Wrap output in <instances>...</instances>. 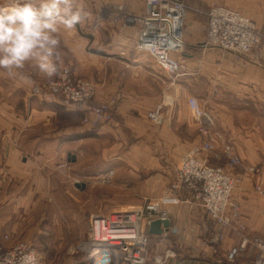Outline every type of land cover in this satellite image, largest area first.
<instances>
[{
  "label": "crops",
  "instance_id": "crops-1",
  "mask_svg": "<svg viewBox=\"0 0 264 264\" xmlns=\"http://www.w3.org/2000/svg\"><path fill=\"white\" fill-rule=\"evenodd\" d=\"M191 1L187 0L189 9L184 19L186 61L180 73L171 76L148 52L138 48L136 26L115 24L102 13L105 0H78L89 12L84 22L87 36L81 41L72 40L73 29L62 32L61 66L66 63L75 75L94 82L98 102L114 99L112 119L97 129L83 122L82 108L33 96L29 78L44 77L31 64L12 74L0 69L1 234H10L18 228V221L11 216L18 214L20 208L31 210L39 203L34 200L41 198L42 177L50 181L62 174L61 159L65 157L72 170L68 177L74 179L75 185L77 179L87 184L82 193L92 190L89 185L96 181L90 180L91 176L114 168L115 176L108 185L111 189H106V198H116L123 191L139 201L162 197L183 157H207L202 150L204 135L198 131V122L188 107V96L198 97L197 86L202 83L208 88L211 108L217 113V128L225 138L234 140L247 164L257 165V172L243 177L237 189L246 220L242 221L250 232L264 234V195L254 188L259 184L264 188V127L258 122L256 126L243 125L237 129L239 125L227 107L232 96L254 109L263 105L264 65L206 47L208 17L201 9L216 3L236 7L264 29V0ZM129 3L134 11H142V1L129 0ZM155 109H159L157 120L149 117V112ZM93 145H98L100 154L89 158ZM70 157L75 160L69 161ZM85 167L86 173L79 175L77 169ZM169 208L171 225L180 229L177 239L181 245H191V241L196 249L202 247L206 214L190 202ZM236 239L235 231L228 230L219 245L223 256ZM15 241L13 236L4 246L12 247ZM210 261L192 259L180 264H221Z\"/></svg>",
  "mask_w": 264,
  "mask_h": 264
},
{
  "label": "built area",
  "instance_id": "built-area-1",
  "mask_svg": "<svg viewBox=\"0 0 264 264\" xmlns=\"http://www.w3.org/2000/svg\"><path fill=\"white\" fill-rule=\"evenodd\" d=\"M140 1L143 7L138 13L129 10L125 0L114 4L108 9L111 10V19L122 26H136L138 48L148 52L166 73L178 75L184 63L181 55L185 47L186 0ZM206 14L205 45L232 51L236 57L253 54L256 61L263 60L264 34L254 20L223 4L211 5ZM254 50H258L256 54L252 53ZM54 79L53 85L47 79L30 77L31 94L64 106L82 108L85 111L83 122L93 129L112 119L114 99L95 102L97 86L94 82L75 75L69 66L61 67ZM188 107L198 121L199 131L206 137L202 150L214 158L224 159L226 166H210L195 156L185 157L176 166L168 190L162 197L144 204L120 206L108 213L93 214L89 219L87 241L81 248L83 258L70 264H157L158 257L162 264H166L175 256L172 247L178 245L177 235L180 234L179 227L171 225L169 206L183 202L194 204L206 214L207 242L218 246L225 240L228 230L235 231L238 239L224 254L226 264H264V239L247 233L241 205L232 199L235 185L243 180L241 175L246 177L255 168L244 165L234 147L220 140L221 135L214 129L213 116L198 97L189 96ZM158 116L159 109L149 112L153 120ZM239 168L244 170L242 174L235 172ZM114 174V169H109L99 179L109 182ZM257 189L261 190L259 186ZM156 219H169L170 226H162L159 234L151 233L149 227ZM8 239L9 234H0V260L5 264L8 258H16L22 251L35 250L25 241L7 248L4 241ZM246 256L247 260L244 259ZM38 257L39 264H46Z\"/></svg>",
  "mask_w": 264,
  "mask_h": 264
},
{
  "label": "rangeland",
  "instance_id": "rangeland-1",
  "mask_svg": "<svg viewBox=\"0 0 264 264\" xmlns=\"http://www.w3.org/2000/svg\"><path fill=\"white\" fill-rule=\"evenodd\" d=\"M237 1H241V0H237ZM119 2H121V0H105L104 6L102 8V13L106 17L111 18V10L108 11V9L110 7L112 9L113 5ZM191 2H193V0ZM125 3L128 6L129 10L133 11L134 13H138L134 11L133 9L134 7L131 6V4L129 3V0L127 2L125 0ZM186 5H187V9H189L188 8L189 4L187 0H186ZM192 5L194 6V4H191V6ZM105 8H107V10ZM209 8L207 7V9ZM231 8H235L239 10L236 7H231ZM201 9L203 10V13L207 16L206 14L207 9H204V8H201ZM239 11L252 19V17L249 14L241 11V9ZM255 24L258 26L256 22ZM85 26L86 24L84 23L83 25H77L73 29L74 31H72L70 34L71 39L81 41L84 37H86L87 34H86ZM184 26L185 25H183V33H184ZM258 28H260L261 32L264 34V29L259 26ZM68 31L69 30H67V32ZM206 34H207V29H206ZM184 42H185V38H184ZM205 42H206V39H205ZM205 42H204V45H205ZM205 46L212 47L208 45H205ZM224 51H228V50H224ZM257 51L258 50H254L252 53L256 54ZM185 52L186 50L184 47V51L181 55L182 59L184 60V63L186 61L184 57ZM228 52H231L236 57L234 52L232 51H228ZM236 58L237 59L244 58L259 66L264 65V57H263V60L256 61L253 54L240 55V56H237ZM63 66L70 67V65L66 63H64V65H62L61 67ZM44 79L46 78L39 79V80H44ZM207 90L208 88L205 86L204 83H202L200 86H197V91L199 93L198 95L199 100L201 101L204 108L213 116L214 121H215L214 129L218 134L221 135L220 140L231 144L236 150V152L240 155V153L237 151V146L234 140L232 141V140H228L227 138H225L222 131L219 128H217L218 116H217V113L211 108V105H210L211 97L209 96ZM230 99L231 100L229 99L227 100V103H228L227 107L230 109L229 115L233 114L234 122L236 123L237 126L239 125L237 129L243 128L244 126L245 127L256 126L258 125V122L260 126L264 127V103H262L263 104L262 106L259 105L258 108L254 109L253 107L246 106L244 102L241 101L238 97L232 96L230 97ZM94 101L97 102L96 97ZM198 131H199V124H198ZM204 138L206 140L205 136ZM222 145H220L219 148H221ZM102 147H104L103 144H102ZM90 150L91 151H90L89 158L93 156H98V154H100L98 145H96V147L94 145L90 146ZM184 158L185 157H183L182 159ZM62 160H64V162L61 164L63 166L61 167L63 170L62 174L59 173L54 178L52 177L50 181H48L47 178L42 177L43 192H42L41 198L38 200H34L36 202L39 201V203H36V206L34 208L32 207L31 210H29V208L27 207L25 210H23V208H20V211L18 212V214L11 216V218H13L14 221L15 220L18 221V224H17L18 228L14 230L13 232H10V234L8 232L4 233V234H9L10 238H12L13 236L15 237L16 241L14 242V245L21 241L29 242L35 248V250L37 251V254L42 258V260L46 264H70L76 259L83 258L84 253L82 252L83 250H81V248L83 247L84 243L87 241L88 231H89V219L93 214L108 213L112 210H116L120 208V206L144 204L145 202L149 201V200L139 201V200H135V198L132 199L130 198V196H128L129 194L125 191L120 192L118 196L116 195L117 196L116 198L112 196L110 198H106L105 197L106 194L108 195L107 193L108 191H106V189H111L108 185H111V182L114 177L109 182H103L102 180L99 179L101 175H98V174H95V175L92 174L93 176L90 177V180L96 181L95 184L93 183L92 185V183H90L89 185V188H92V190L90 191L85 190V192L82 193L81 192L82 188L74 184L73 178L71 179L68 177V174L72 172V170H70L71 167L69 168V166H71L69 165L70 163L67 162L66 157L64 159H61V161ZM201 160L210 166H218V165L226 166V162L224 159L214 158L212 155L208 153H207L206 159H201ZM242 160L244 162V165L251 166L247 164L243 158ZM210 161L211 163H209ZM58 162L59 160L57 161V164ZM94 163H96V161ZM178 164H176V166ZM253 166L255 167V170L257 172V165H253ZM92 169L93 167L91 166V171ZM239 169H242V168H239ZM77 170H78V174L80 175L81 172L86 173L87 168L86 167L84 169L79 168ZM237 170H235L237 174H242V172L244 171L242 169L241 173H238ZM243 177H245L244 174H243ZM75 182L78 184H81L80 180L78 179ZM239 185H240V182L235 185V188L232 194L233 195L232 199L240 203L241 205L240 208L242 212V220H244L242 198L238 196L239 191L237 188ZM257 186H259L261 190H258ZM86 187H87V184H86ZM86 187L83 189H86ZM254 188L256 192H258L259 194L263 193L262 195H264V188L260 184L254 185ZM131 196H132V193H131ZM129 201H134V202H129ZM29 202L30 200L27 201L26 205ZM21 211L22 213H20ZM247 230H248L247 233L249 235L264 239V234H254L249 231L248 227H247ZM191 234L193 235V233ZM237 239H238V236H237ZM237 239L235 240V243L237 242ZM9 240L10 239L4 241V243ZM206 240H208V236H204L203 246L197 247L199 250L193 246V243H191V241H189L191 245L185 244L183 246L181 245L180 242H178L180 243V245L172 247L174 250L175 256L169 258L166 264H180L184 260H192V259H203V260H208V261L216 260L217 262L221 264H226V262L224 261V256L220 253L219 245L218 246L213 245L207 242ZM251 256L249 258H251ZM244 259L247 260V256L244 257Z\"/></svg>",
  "mask_w": 264,
  "mask_h": 264
},
{
  "label": "clouds",
  "instance_id": "clouds-1",
  "mask_svg": "<svg viewBox=\"0 0 264 264\" xmlns=\"http://www.w3.org/2000/svg\"><path fill=\"white\" fill-rule=\"evenodd\" d=\"M88 17L78 0H0V69L12 74L31 64L54 85L62 64V32ZM7 264H39V257L35 250L22 251ZM157 264H162L159 257Z\"/></svg>",
  "mask_w": 264,
  "mask_h": 264
},
{
  "label": "water",
  "instance_id": "water-1",
  "mask_svg": "<svg viewBox=\"0 0 264 264\" xmlns=\"http://www.w3.org/2000/svg\"><path fill=\"white\" fill-rule=\"evenodd\" d=\"M71 160H75V157L73 159H71V157L69 158V161ZM76 186L81 187L82 189L86 187V183L82 182L81 184H76ZM162 226H164L165 228H168L170 226V220L166 219V220H160V219H156L154 220L150 227H149V231L151 233H155V234H159L162 232Z\"/></svg>",
  "mask_w": 264,
  "mask_h": 264
},
{
  "label": "bare ground",
  "instance_id": "bare-ground-1",
  "mask_svg": "<svg viewBox=\"0 0 264 264\" xmlns=\"http://www.w3.org/2000/svg\"><path fill=\"white\" fill-rule=\"evenodd\" d=\"M102 250L105 249V248H101ZM101 253H103V251H100Z\"/></svg>",
  "mask_w": 264,
  "mask_h": 264
}]
</instances>
